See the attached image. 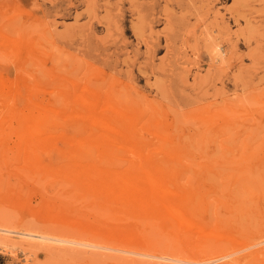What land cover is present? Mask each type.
<instances>
[{
  "label": "rangeland",
  "instance_id": "obj_1",
  "mask_svg": "<svg viewBox=\"0 0 264 264\" xmlns=\"http://www.w3.org/2000/svg\"><path fill=\"white\" fill-rule=\"evenodd\" d=\"M0 51V74L31 88L57 137L27 158L0 128V264H264V244L249 246L264 237V0H0ZM100 113L121 130L136 120L137 143L120 134L89 145L102 154L67 155L68 137L107 135ZM146 157L165 165L187 224L153 221L150 248L40 237L102 245L71 211L117 220L76 189L69 164L121 175Z\"/></svg>",
  "mask_w": 264,
  "mask_h": 264
},
{
  "label": "bare ground",
  "instance_id": "obj_2",
  "mask_svg": "<svg viewBox=\"0 0 264 264\" xmlns=\"http://www.w3.org/2000/svg\"><path fill=\"white\" fill-rule=\"evenodd\" d=\"M6 25L7 31V27L11 29V25L8 26V23H6ZM7 31H5V34ZM11 35L8 34V36ZM11 39L13 40L14 38ZM8 41L10 42L11 40ZM11 45L16 46L13 43H11ZM9 79L4 78V75L2 76L0 74V112L2 109H5V115L0 118V128L4 124H8L10 132L7 137L9 140L11 137H14V139H12L14 140V147L17 150V153L25 155L27 158H32L36 156L37 152L40 153L49 147V145H53L55 138L57 137H54L47 129L49 127L48 112L43 109V106L40 103H31L27 98H25L27 91H31V88L21 79H16L15 81H13V79ZM8 100L11 101L9 102ZM93 100L95 105H90V107L91 110L95 112L97 109H101L100 107L102 103L96 98H93ZM99 115L100 116H98L97 120L93 121V124L107 132V135L104 136L103 140L97 137H93L92 139L90 137H68L67 143L70 148L69 152H67V155L74 157L79 161H83L82 157L86 155L102 154L99 148L90 147L89 145L93 143L96 146H99L100 143L105 140L115 141L116 137L120 134L126 143H137L135 140L139 137V135L135 130L136 128L134 129L136 120L127 122L125 124L126 126L123 127V130H121L118 126L112 125L110 118L103 115L102 113ZM36 123H40V126H36ZM137 152L138 155L144 156L142 155L143 152L141 149L137 148ZM87 162L88 161L83 163V165L76 162V164H78L77 166L74 163L72 164L75 166L71 164H69L70 166L68 165V172L72 176L70 178L71 182H73L78 191L91 196L94 207L98 209L104 208L106 211H112L114 218L117 221L111 222L112 224L110 227H108L107 225L110 222H108L106 218H101L96 213L89 212L78 206L79 208L71 211L73 212V216L76 218V225L73 226L76 227L81 233L90 234L94 236V238L101 237L104 240V242L102 241L103 243H101L102 245L98 243L97 239L67 240L62 238H52L48 235H40V237L43 239L48 241H52V239H54L78 246L99 248L103 250L112 249L107 245V241H114L121 245L131 244V246H140V248H150L153 247V243H151L149 238L150 228L155 226L153 221L162 220L163 222L166 221L167 223H170V225L175 224V226L177 224L183 225L188 223L187 216L183 210V206L186 202L182 199H178L179 197L177 196L176 192L168 187L170 183V174L168 170L165 169V165L160 161L155 160V158L151 159L146 157L141 163L135 165L132 169H124V171L121 172V175L111 172L109 173L105 168L101 167V169H99L94 164H87ZM72 206H74V203ZM75 207H73V209ZM115 212L117 214H115ZM123 216L131 217L134 220L129 221L128 218L124 221H121ZM153 235L155 236L154 233ZM92 236H90V239H92ZM260 238L257 240V242L251 243L249 246H253L254 244L256 246H259V244H264V237L261 239ZM154 240H152V242H154ZM121 245L118 246L121 247ZM165 246H168V249H170L169 251L171 252L172 249L170 248V245L166 244ZM256 246H254V249ZM158 248L160 249V247ZM70 250L82 252L85 251L74 248H70ZM95 252L94 254H96ZM153 252L154 251H152V253ZM254 255L255 253L253 251L246 255V257L249 259V262L256 261L255 259H257V257ZM117 257L115 256V259H112L116 260ZM262 257H264V255H262ZM133 259L135 260V258ZM142 259L144 258L142 257ZM140 261L142 262V260ZM229 261L233 263L236 261V258H231ZM149 263L151 264V262ZM123 264H125V262Z\"/></svg>",
  "mask_w": 264,
  "mask_h": 264
}]
</instances>
